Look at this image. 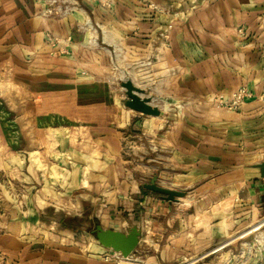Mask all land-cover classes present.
<instances>
[{"label":"crops","instance_id":"crops-1","mask_svg":"<svg viewBox=\"0 0 264 264\" xmlns=\"http://www.w3.org/2000/svg\"><path fill=\"white\" fill-rule=\"evenodd\" d=\"M56 3L0 0V264H261L264 0ZM97 226L139 246L106 260Z\"/></svg>","mask_w":264,"mask_h":264},{"label":"water","instance_id":"water-1","mask_svg":"<svg viewBox=\"0 0 264 264\" xmlns=\"http://www.w3.org/2000/svg\"><path fill=\"white\" fill-rule=\"evenodd\" d=\"M122 88L126 91L127 101L125 106L130 110L152 117H159L163 114L158 108L152 107L149 99L142 97L144 96V91L135 87L131 81L123 82ZM257 168L260 169L261 177L264 178V162L258 165ZM146 189L162 195L166 201L171 203L177 202L179 198L184 197V193L159 187L156 181L146 185ZM95 234L102 247L121 254L125 259L129 258L137 249L141 237V231L137 227L131 228L128 233H121L97 226Z\"/></svg>","mask_w":264,"mask_h":264},{"label":"built area","instance_id":"built-area-1","mask_svg":"<svg viewBox=\"0 0 264 264\" xmlns=\"http://www.w3.org/2000/svg\"><path fill=\"white\" fill-rule=\"evenodd\" d=\"M49 3L51 9L48 10V14H56L60 12V7H55L57 5L56 0H45ZM154 10H157L154 6H151ZM253 98V93L247 87H241L236 92L232 94L230 98H225L223 96H219L215 100V105L218 108L225 109L228 111H238L246 101H249ZM255 232L258 233L255 238V242L258 246V250L263 253L264 252V220L258 224V226L254 229ZM106 260L113 259L117 263L123 260L124 258L119 253L113 252L111 255H105ZM264 264V261L261 263Z\"/></svg>","mask_w":264,"mask_h":264}]
</instances>
